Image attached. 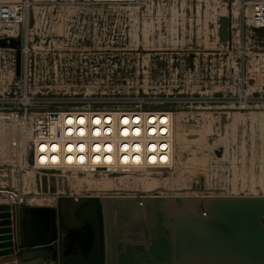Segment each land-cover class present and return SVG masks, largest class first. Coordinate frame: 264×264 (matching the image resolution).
<instances>
[{"label": "rangeland", "instance_id": "rangeland-1", "mask_svg": "<svg viewBox=\"0 0 264 264\" xmlns=\"http://www.w3.org/2000/svg\"><path fill=\"white\" fill-rule=\"evenodd\" d=\"M29 2L33 36L44 37V47L54 52L31 61V82L49 91L94 85L133 92L138 86L172 96L181 114L174 117L178 163L171 171L99 181L100 175L20 167L12 153L0 166V194H14L9 204L52 206L59 197L97 194L106 201L107 264H144L158 242L150 200L264 195V28L243 24L227 0ZM0 147L8 146L0 140ZM109 179L119 183L109 185ZM4 256L5 264H57L51 253Z\"/></svg>", "mask_w": 264, "mask_h": 264}, {"label": "built area", "instance_id": "built-area-1", "mask_svg": "<svg viewBox=\"0 0 264 264\" xmlns=\"http://www.w3.org/2000/svg\"><path fill=\"white\" fill-rule=\"evenodd\" d=\"M227 1L243 24L264 28V0ZM29 8V0H0V140L8 146L0 147V166L9 161L1 160L3 156L13 153L20 167L41 171L120 176L173 170L176 108L172 96L150 94L138 86L133 92H122L118 87L106 90L94 85L49 91L45 84L35 85L31 61L54 52L44 47V37L33 36L30 25L36 21L30 22ZM5 130L15 133L6 131L3 137ZM12 196L10 192L0 194V200Z\"/></svg>", "mask_w": 264, "mask_h": 264}, {"label": "water", "instance_id": "water-1", "mask_svg": "<svg viewBox=\"0 0 264 264\" xmlns=\"http://www.w3.org/2000/svg\"><path fill=\"white\" fill-rule=\"evenodd\" d=\"M105 202L0 203V257L48 247L58 264H107ZM149 207L158 242L144 264H264V195L163 196Z\"/></svg>", "mask_w": 264, "mask_h": 264}, {"label": "bare ground", "instance_id": "bare-ground-1", "mask_svg": "<svg viewBox=\"0 0 264 264\" xmlns=\"http://www.w3.org/2000/svg\"><path fill=\"white\" fill-rule=\"evenodd\" d=\"M176 113H179V112H177L176 111ZM182 113V112H181ZM180 116H181V114H179ZM179 115L178 114H176V115H174L173 117H179ZM176 119V118H175ZM184 120H185V118H184ZM185 122V121H184ZM181 123V122H180ZM179 124V123H178ZM186 125H187V123H186ZM179 126V125H178ZM181 127H182V125H181ZM179 129V128H178ZM177 129V130H178ZM184 130V129H183ZM175 130H174V127H173V139H172V141H173V143H174V157H175V146H177V145H175V140H177V139H175V136H174V134H175V132H174ZM184 132V131H183ZM176 134H177V131H176ZM179 136V135H178ZM177 136V137H178ZM181 137V136H180ZM179 145V144H178ZM178 150V149H177ZM177 152V151H176ZM221 155V154H220ZM179 159V158H178ZM175 160H176V157H175ZM180 160V159H179ZM175 162H177V161H175ZM178 163V162H177ZM179 165V164H178ZM158 171H162V170H158ZM140 172H142V171H140ZM144 172V171H143ZM155 172H157V171H155ZM165 172V171H164ZM107 173V172H106ZM106 173H101V174H92V173H82L83 175H85V176H95V177H97L98 175H100L99 177H98V179L97 180H99V178L101 179V178H103L104 176H110L109 174H106ZM78 174V173H77ZM135 174V173H134ZM139 174V173H138ZM153 174V173H152ZM122 175V174H121ZM120 175V176H121ZM126 175H128V174H124L123 176H126ZM147 175V174H146ZM155 175V174H154ZM160 175V174H159ZM120 176H118V177H120ZM159 177V176H158ZM115 178H117V177H115ZM77 180V179H76ZM100 181V180H99ZM130 181V180H129ZM90 183H92V182H90ZM106 183L107 184H109V185H117L118 183H116V181L114 182V181H111V179H109L108 181H106ZM124 183V182H123ZM126 183V182H125ZM102 185H105V184H102ZM127 185V184H126ZM133 185V184H132ZM145 187H143V189H141V192H142V194L144 195V197L145 196H147L144 192H146L147 191V189H144ZM96 189V188H95ZM105 189V188H104ZM106 190V189H105ZM135 190V189H134ZM140 191V190H139ZM150 191V190H149ZM92 192V191H91ZM88 193V192H87ZM91 194V193H90ZM197 194V193H196ZM97 195V194H96ZM87 196V195H86ZM130 196V195H129ZM141 197H142V195H140ZM139 196V198H141ZM149 196V195H148ZM165 196V195H164ZM13 197V196H12ZM100 197V196H99ZM126 198V197H125ZM16 202H18V200H16ZM39 251H40V253H42V254H46V253H49V249H48V247H44V248H40V249H38Z\"/></svg>", "mask_w": 264, "mask_h": 264}, {"label": "crops", "instance_id": "crops-1", "mask_svg": "<svg viewBox=\"0 0 264 264\" xmlns=\"http://www.w3.org/2000/svg\"><path fill=\"white\" fill-rule=\"evenodd\" d=\"M0 203H8L6 200H0ZM19 203H22V202H19ZM9 204V203H8ZM14 204V203H13ZM17 204V203H16ZM24 204V203H23ZM24 205H26V204H24ZM26 206H30V205H26ZM52 206H56V203L54 204V205H52ZM104 213H105V205H104ZM12 221L14 222L13 223V227H15V219H14V211H13V214H12ZM13 236H14V238H13V241H14V243H15V233L13 232ZM107 252V251H106ZM48 253H46V254H42V253H40V251L39 250H31V252L30 251H23L22 252V256H29V257H31V256H36L37 258H39V257H44V256H46ZM108 255V254H107ZM3 257H6V256H2L1 258H0V264H5V263H3V261H2V259H3ZM106 258H107V256H106ZM57 264H58V261H57Z\"/></svg>", "mask_w": 264, "mask_h": 264}]
</instances>
